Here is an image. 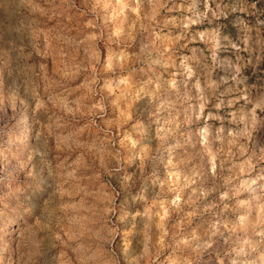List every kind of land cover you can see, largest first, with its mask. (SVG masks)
I'll use <instances>...</instances> for the list:
<instances>
[{
    "label": "rangeland",
    "instance_id": "obj_1",
    "mask_svg": "<svg viewBox=\"0 0 264 264\" xmlns=\"http://www.w3.org/2000/svg\"><path fill=\"white\" fill-rule=\"evenodd\" d=\"M0 264H264V0H0Z\"/></svg>",
    "mask_w": 264,
    "mask_h": 264
}]
</instances>
